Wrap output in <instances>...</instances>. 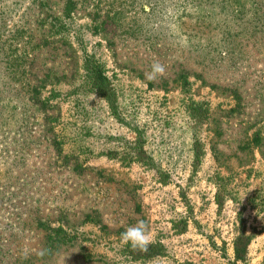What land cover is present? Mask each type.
Returning <instances> with one entry per match:
<instances>
[{"label": "rangeland", "instance_id": "1", "mask_svg": "<svg viewBox=\"0 0 264 264\" xmlns=\"http://www.w3.org/2000/svg\"><path fill=\"white\" fill-rule=\"evenodd\" d=\"M37 3L0 0V264H264V30L250 22L264 0H245L243 18L221 0H84L62 19L68 43H37ZM157 61L165 74L149 81ZM38 79L48 120L24 97ZM141 219L162 248L128 260L121 234Z\"/></svg>", "mask_w": 264, "mask_h": 264}, {"label": "trees", "instance_id": "2", "mask_svg": "<svg viewBox=\"0 0 264 264\" xmlns=\"http://www.w3.org/2000/svg\"><path fill=\"white\" fill-rule=\"evenodd\" d=\"M78 0H62L61 2V10L59 11L60 15L58 14H52L48 13L47 11L50 10V6L48 5V0H38V3L36 4L40 9V18L38 17L37 20L39 23V28L43 31V35L41 34L40 40L37 43H51L50 39L53 38L55 41H61L63 43H68V38L73 36L72 28L64 23L62 21L64 18L72 17V12L75 11L74 8H78L79 3H83L84 0H81L77 3ZM206 1V0H205ZM192 3L199 4L202 2V0H191ZM221 6L223 7L224 4L227 5L228 3L234 4L233 6L236 7L235 13L233 14L237 15V18H243L244 10H243V3L245 2L242 0H221ZM90 7H93L94 10L97 9L96 3H89ZM45 9V10H43ZM190 19L194 18V23L204 20L202 17H200L199 13L195 12L192 15H187ZM200 17V18H199ZM261 17L257 15L256 17H252L250 21L253 27H256V29L264 30V17ZM108 19V18H107ZM105 22V19H101L100 21L96 22V25H101ZM37 23V21H36ZM95 24V23H94ZM261 27V28H258ZM95 27V26H94ZM64 32L67 35H64ZM226 36L229 38L230 34L228 31L225 33ZM238 34V33H237ZM56 35V38L54 37ZM67 36V37H66ZM229 40V39H228ZM32 41L31 39L29 40ZM54 42V41H52ZM18 60V63L20 61V57L18 54L14 55L13 57L10 56L7 59H4L5 63L8 65H12L15 63V61ZM18 66V65H15ZM82 67L84 70V74L86 75L88 79V86L89 88L95 92L98 96L103 98L106 101V104L109 107V110L111 109L112 112H115V91L114 86L112 84V81L110 80L109 76L106 73V70L100 65L97 61L92 59L90 55L84 54L82 58ZM41 80L38 79V82L31 81L26 83L27 87V96L24 93V97L26 100L30 101V104L33 106H36L37 109H40L43 118L45 120H48V118H51L50 115H47L45 112V104L43 100L41 99L39 95V89L42 88ZM20 84L25 85V82L23 83L21 81ZM11 98V97H10ZM38 106V107H37ZM197 106H192V112L193 114H197ZM140 153L144 154L143 151L138 148V151L135 152V154ZM146 157V156H145ZM133 158H136V156L133 153ZM46 229L59 233L58 236L54 234L55 238L53 237V241L56 243H65L72 240L74 237L67 232L65 229H62L60 227H50L47 226ZM249 235H245L244 233L237 234L233 240H232V253L233 257L236 260H243L245 258L246 254V247L249 242ZM52 240V239H51ZM162 246L157 241H153L146 252H141L138 250H133L129 244H123L121 247L122 254L128 259V260H138V259H147L152 256H155L159 254Z\"/></svg>", "mask_w": 264, "mask_h": 264}, {"label": "clouds", "instance_id": "3", "mask_svg": "<svg viewBox=\"0 0 264 264\" xmlns=\"http://www.w3.org/2000/svg\"><path fill=\"white\" fill-rule=\"evenodd\" d=\"M164 74L165 66L157 61L151 65V71L146 74V79L155 82ZM121 239L125 244H129L133 250L146 252L149 245L153 242L150 224L143 219L139 220L135 226L125 229L121 234ZM46 253L47 249L41 250L38 256L42 258ZM24 255L26 258L27 252Z\"/></svg>", "mask_w": 264, "mask_h": 264}]
</instances>
